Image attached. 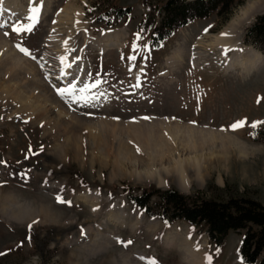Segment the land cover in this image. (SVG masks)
<instances>
[{"label": "rangeland", "instance_id": "374dc122", "mask_svg": "<svg viewBox=\"0 0 264 264\" xmlns=\"http://www.w3.org/2000/svg\"><path fill=\"white\" fill-rule=\"evenodd\" d=\"M165 2L0 4V23L9 33L0 30V264H243L238 247L244 232L229 231L215 246L204 230L188 223L148 218L128 196L135 188H172L184 195L199 192L223 201L249 198L264 205V126L251 127L264 122V53L243 44L245 30L264 13V0H241L230 14L187 23L161 42L147 61L138 59L130 72L127 57L134 34L144 29L148 35L141 44L151 42L149 27L156 25ZM41 3L34 31L12 33L11 25ZM242 9L247 18L232 23ZM230 31L236 36L231 46L221 35ZM66 47L75 51L66 53ZM227 49L231 51L225 56ZM65 55L70 61L81 58L78 78L104 81L100 90L106 98L82 110L83 105H70L57 94L55 89L67 84L60 79L58 60ZM252 60L260 64L251 69ZM141 64L142 87L133 94L130 86ZM101 108L106 113L96 111ZM145 116L151 119H142ZM237 121L246 124L232 131ZM116 124L126 130L124 139L136 151L144 147L141 156L131 151L135 165L130 170L124 165L115 170L109 163L115 146L106 154L83 135L103 126L113 130ZM133 127L147 134L143 138L151 144L153 136L160 137L166 167L190 159L201 175L189 174L185 191L165 175L146 177L144 169L153 167V148L149 154L152 145L142 146L127 135ZM160 176L165 184H160ZM58 195L71 206L58 203Z\"/></svg>", "mask_w": 264, "mask_h": 264}, {"label": "trees", "instance_id": "16d2710c", "mask_svg": "<svg viewBox=\"0 0 264 264\" xmlns=\"http://www.w3.org/2000/svg\"><path fill=\"white\" fill-rule=\"evenodd\" d=\"M241 0H166L151 30V44L157 48L176 29L212 14H230ZM243 44L264 53V13L245 30ZM130 204L148 218L166 224L182 221L204 230L211 244L220 246L229 231L242 234L238 248L243 264H264V205L249 199H207L199 192L184 195L175 189L135 188ZM241 235V234H240Z\"/></svg>", "mask_w": 264, "mask_h": 264}, {"label": "snow or ice", "instance_id": "6c2138e0", "mask_svg": "<svg viewBox=\"0 0 264 264\" xmlns=\"http://www.w3.org/2000/svg\"><path fill=\"white\" fill-rule=\"evenodd\" d=\"M3 3V0H0V4ZM42 3L38 6L30 7L29 15L24 18L23 21H17L11 25V32L16 35H24L30 34L34 31L37 23L39 22V17L41 13ZM24 21H27L25 23ZM55 23V21H53ZM80 23V21H77ZM0 30H4V35H9L8 31L6 30V25L4 23H0ZM102 31V30H101ZM207 31V30H206ZM87 30H85V33ZM148 33L141 29L137 33L134 34L135 38L131 45V54L127 57L129 61V71L131 72L132 68L136 66L138 59L142 61H147L152 51L155 50L151 42L141 44V41H144L147 37ZM224 38L229 36V33H222L221 34ZM67 41H65V46H67ZM18 50L26 56H31V52L26 47H22L17 45ZM68 53L74 52L75 49H67ZM231 51V49H227L225 51V56H227V52ZM32 59H36L35 56H31ZM123 58V57H122ZM80 57H76L74 60L69 59L68 55L61 56L58 58L60 64V79L67 80V84L63 87H57L55 90L57 94L62 98L65 99L67 103L70 105L75 103L76 105H83L84 107L89 106L91 103L95 101H99L101 98H106L107 93L102 92L101 85L104 83L99 78L93 80V82H85V79L78 78V74L83 72V68L80 67ZM75 65L76 71H73V67ZM43 67V66H42ZM91 74L89 73L88 76ZM145 75L143 72V65L141 64V71L140 74L137 76L136 83L131 85L130 87L133 90V94L135 90L142 87L141 76ZM71 77V79H68ZM76 81L73 83V81ZM90 114V113H89ZM142 119L149 120L151 117H142ZM195 123V122H193ZM245 121H237L234 122L230 129L232 131H237L245 126ZM258 126H264V122H261L260 125L257 123H253L251 127L256 129ZM22 176H26V173L21 174ZM58 203H67L71 206V202L65 201L61 196H57ZM31 227V226H30ZM131 243V242H128ZM150 264H155V261H151Z\"/></svg>", "mask_w": 264, "mask_h": 264}, {"label": "bare ground", "instance_id": "6f19581e", "mask_svg": "<svg viewBox=\"0 0 264 264\" xmlns=\"http://www.w3.org/2000/svg\"><path fill=\"white\" fill-rule=\"evenodd\" d=\"M82 31V30H81ZM226 33H228V32H226ZM232 34H234L233 32H229V36L227 37V38H224L223 36H222V39L223 40H225V41H227L229 44H230V46L231 45H233V44H235V41L233 40L234 39V37H236V36H234L233 37V35ZM66 53H68V52H66ZM256 59H257V57H256ZM253 61V60H252ZM250 64V63H249ZM260 64V62H259V60L258 61H253V63L251 62V64H250V66H251V69H252V66L254 67V66H256V65H259ZM247 66H249V65H247ZM249 70H250V68H249ZM100 101V100H99ZM82 110L83 109H85L86 110V108L85 107H80ZM96 111H98V112H100V113H106L105 111H106V109L104 108V109H99V110H96ZM105 122H107V123H105L104 121H102L104 124H107V125H109V124H112V121H108L107 119H103ZM111 120V119H110ZM114 122H115V120H114ZM119 122V121H118ZM116 123V122H115ZM115 125V124H114ZM113 128V130H111L110 128H108V127H101L100 129L98 128L97 129V131L93 128V129H91V131H89V132H86V133H84L83 135L84 136H86V139H88V140H91V142H92V144L96 147V148H98V150H100V151H102V152H104V153H110L111 152V147L113 148V146H115L116 148H117V150H116V154H115V158H114V160L113 161H111V162H109V163H112L111 164V166L113 165L115 168V170L116 169H118V168H120V166H122V165H124L125 166V169H126V167H128V169L129 168H131V167H133L135 164L133 163V161H132V158L130 157V154H131V151H135V152H137L138 154L137 155H140L141 156V154H142V150H144V147H143V149L141 150V148H137L138 149V151H136L135 150V147L134 146H132V144H128V142L124 139V136H123V133H127V132H125V131H123V129L122 128H120V126L119 125H117L116 124V126H115V129H114V127H112ZM133 128H135V127H133ZM145 131V130H144ZM64 132L66 133V134H68V130H64ZM154 132V131H153ZM145 133V132H144ZM165 133V132H164ZM142 132L141 131H139L138 129H137V127L135 128V129H133V132L132 131H130L129 132V134H127V135H130V137L134 140V141H141V142H139V143H141L142 144V146L144 145L143 143H145L146 144V147H147V145L148 144H150V145H152V147L151 148H148L149 150L150 149H152L153 148V155H151L152 157H151V161H152V165H153V167H150V168H147L146 167V169H144L145 170V175H146V177H148V178H150L151 176H153V175H158V177H159V175H165V177H168L169 179H171L172 181H175V182H178V185H179V190L180 191H185V190H187L188 189V187H186V185H185V183H184V178L186 177L187 178V180H188V182L190 183V181H189V174H191L192 175V173H194V174H197L198 176H200L201 175V173H199V168H198V166H196V167H194L193 168V166H191L192 165V163H193V161H191L190 159H182V160H178V161H176V163H174L175 165L173 166H171V165H168L167 167L164 165V164H166V163H168L169 161L166 159V158H164L165 156L164 155H167V153H165L166 151H163V153H165V154H163L162 153V150H161V147H160V141H159V138L160 137H158V135H156V136H153V138H154V140H153V143L151 144V143H149V141H148V139L146 138V137H144L143 138V136L144 135H147V134H144L143 136H142ZM151 134V133H150ZM149 134V136H151ZM155 134V133H154ZM184 136V135H183ZM197 136H199V135H197ZM152 137V136H151ZM165 137V136H164ZM163 137V138H164ZM176 137V136H175ZM180 137V136H179ZM126 138V137H125ZM149 139H150V137H148ZM152 138V139H153ZM163 138H162V140H163ZM199 138H200V136H199ZM68 139V138H67ZM166 139V138H165ZM131 140V139H130ZM161 140V141H162ZM167 140V139H166ZM186 140V139H185ZM68 141H69V139H68ZM150 142H152V141H150ZM76 143L78 144V145H81L82 146V143L79 141L78 142V140L76 141ZM148 143V144H147ZM162 143H163V141H162ZM183 143V142H182ZM70 144V143H69ZM72 144V143H71ZM164 144V143H163ZM163 144H161V145H163ZM181 144V143H180ZM67 145V144H66ZM73 145H74V147H73V149L76 151L77 150V146H76V144H75V142H73ZM150 145H148V146H150ZM182 145V144H181ZM164 147L166 146V144H164L163 145ZM93 147V146H92ZM141 147V146H140ZM182 147V146H181ZM168 148V147H167ZM183 148H185V149H187V146H183ZM182 148V149H183ZM191 148V147H190ZM202 148V147H201ZM162 149H163V147H162ZM185 149H183V151H185ZM189 149V148H188ZM187 149V150H188ZM197 150V149H196ZM78 151V150H77ZM146 151V150H145ZM145 151H144V154H146L145 153ZM168 152V151H167ZM74 153H76V152H74ZM78 153V152H77ZM169 153V152H168ZM79 154V153H78ZM149 154H151V150H150V153ZM170 154V153H169ZM184 154V153H183ZM148 155V154H147ZM81 156V155H80ZM150 156V155H149ZM148 158V157H147ZM134 159H136V158H134ZM195 159V158H194ZM148 160H150V159H148ZM105 161V160H104ZM103 160H102V164L104 165H106L107 163L106 162H104ZM151 161H149L150 163H151ZM142 162V161H141ZM173 162V161H172ZM175 162V161H174ZM108 163V164H109ZM139 163H140V161H139ZM144 163V162H143ZM143 163H141L140 164V167L142 168V167H144V164ZM171 163V162H170ZM197 163V162H196ZM195 163V164H196ZM160 165H164L163 167H161V168H158L157 166H160ZM183 165V166H182ZM119 170V169H118ZM121 170V169H120ZM130 170V169H129ZM139 170V169H138ZM136 171V170H135ZM133 174H135V175H139V174H141L140 172H135V173H133ZM134 175V176H135ZM142 175V174H141ZM133 176V175H132ZM157 177V178H158ZM161 177V180H160V184L161 183H163V184H165L166 182L162 179V176H160ZM160 179V178H159Z\"/></svg>", "mask_w": 264, "mask_h": 264}, {"label": "clouds", "instance_id": "9594fccd", "mask_svg": "<svg viewBox=\"0 0 264 264\" xmlns=\"http://www.w3.org/2000/svg\"><path fill=\"white\" fill-rule=\"evenodd\" d=\"M247 15H248L247 10L242 9L240 11L239 15L236 18H234L231 22L232 23H239L240 21L245 20L247 18ZM184 183H185L186 187L190 186L186 177L184 178Z\"/></svg>", "mask_w": 264, "mask_h": 264}]
</instances>
